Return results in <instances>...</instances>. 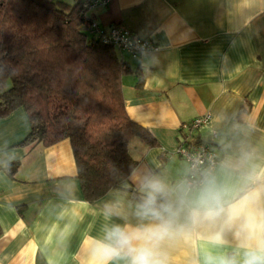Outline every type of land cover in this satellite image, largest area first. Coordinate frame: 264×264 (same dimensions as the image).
Segmentation results:
<instances>
[{
	"label": "crops",
	"instance_id": "0c3cea01",
	"mask_svg": "<svg viewBox=\"0 0 264 264\" xmlns=\"http://www.w3.org/2000/svg\"><path fill=\"white\" fill-rule=\"evenodd\" d=\"M88 15L158 46L137 58L118 51L132 68L121 77L125 111L155 139L129 145L136 161L129 184L142 199L117 189L85 200L69 140L20 145L30 126L17 107L0 118V264H97L107 229L147 223L136 212L148 179L183 181L187 165L176 153L183 140L209 144L220 159L212 174L234 192L264 187V176L248 180L264 171V0H109ZM204 114L208 124L182 128ZM241 223L222 215L188 227L164 246L168 264L242 255ZM217 234L222 243L213 242Z\"/></svg>",
	"mask_w": 264,
	"mask_h": 264
},
{
	"label": "trees",
	"instance_id": "16d2710c",
	"mask_svg": "<svg viewBox=\"0 0 264 264\" xmlns=\"http://www.w3.org/2000/svg\"><path fill=\"white\" fill-rule=\"evenodd\" d=\"M82 3L0 0V118L25 110L30 129L20 145L67 138L85 200L117 189L141 200L129 184L136 165L129 145L155 139L125 111L129 62L95 36Z\"/></svg>",
	"mask_w": 264,
	"mask_h": 264
},
{
	"label": "clouds",
	"instance_id": "9594fccd",
	"mask_svg": "<svg viewBox=\"0 0 264 264\" xmlns=\"http://www.w3.org/2000/svg\"><path fill=\"white\" fill-rule=\"evenodd\" d=\"M261 176L264 171L249 175L248 180L256 182ZM144 189L146 195L136 216L147 223L113 225L107 229L104 240L98 243L97 264H109L114 259H124L126 264H168L164 250L167 242L186 234L190 226L214 221L222 215L229 221H242L236 233L238 237L243 234L242 255L217 257L206 253L204 264H264V207H261L264 187L240 195L220 183L214 174L207 173L198 185L181 181L169 186L152 178L145 182ZM161 199L163 202L158 203ZM212 240L222 243L219 234Z\"/></svg>",
	"mask_w": 264,
	"mask_h": 264
},
{
	"label": "built area",
	"instance_id": "2783aa9c",
	"mask_svg": "<svg viewBox=\"0 0 264 264\" xmlns=\"http://www.w3.org/2000/svg\"><path fill=\"white\" fill-rule=\"evenodd\" d=\"M108 1L83 0V12H88L98 4L106 5ZM90 28L102 43L111 45L118 51L127 53L132 58H137L142 52L158 49V46L150 39L119 25H110L105 28L95 21H91ZM209 118V114L195 117L191 121L183 123L182 128L191 133V131L208 124ZM176 153L183 158L187 165V172L183 177V181H188L193 185H198L205 174H212L220 164L219 157L207 142L183 140L176 148Z\"/></svg>",
	"mask_w": 264,
	"mask_h": 264
}]
</instances>
